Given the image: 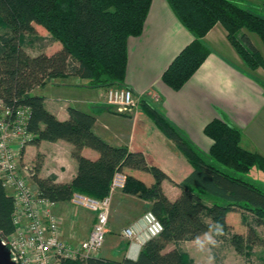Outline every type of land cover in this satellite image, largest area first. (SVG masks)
<instances>
[{"label":"trees","instance_id":"obj_1","mask_svg":"<svg viewBox=\"0 0 264 264\" xmlns=\"http://www.w3.org/2000/svg\"><path fill=\"white\" fill-rule=\"evenodd\" d=\"M167 1L194 37L163 75L173 90H180L213 52L205 37L217 24L225 28L249 70L264 68V56L247 34L257 35L264 45V15L233 0ZM151 4L152 0H0V100L13 112L29 108L28 131L33 142L66 141L74 146L73 157L78 162V173L69 184L57 183L53 176L39 177L37 167L30 169V179L40 197L61 203L70 202L76 193L104 199L115 174L125 168L154 176L151 187L126 176L123 191L151 202L150 211L162 223V234L144 246L137 260L90 258L83 264H194L180 245L197 240L217 224L223 228L217 239L250 259L256 247L264 249V234L258 230H264V184L251 176L255 168L264 171V158L241 147V129L223 119L212 121L205 134L214 144L209 153H203L158 110L147 107L163 134L194 166L192 174L178 184L179 198L171 201L162 189L167 174L149 167L143 153L112 147L98 137L94 115L71 108L70 118L60 121L47 110L45 99L33 94L54 79L69 77L88 81L92 88L124 87L127 42L143 33ZM38 28L51 35L50 42H60L62 49L52 55L29 53L26 38L38 36ZM85 147L97 151L99 159L84 157ZM235 209L250 214L242 215L246 235L234 233L227 223ZM14 211V198L0 178L2 238L16 230ZM171 243L176 247L167 251Z\"/></svg>","mask_w":264,"mask_h":264},{"label":"crops","instance_id":"obj_2","mask_svg":"<svg viewBox=\"0 0 264 264\" xmlns=\"http://www.w3.org/2000/svg\"><path fill=\"white\" fill-rule=\"evenodd\" d=\"M233 1L264 15V0ZM38 30L51 38L43 29ZM247 34L264 56L262 40L255 34ZM193 41V35L179 21L168 1L152 0L143 33L130 37L127 42L124 87L131 89L140 101L133 115L118 114L106 104L107 89L92 88L88 81L79 78L54 79L45 87L36 88L33 94L43 97L47 110L60 121L70 118L71 108L94 115L97 119L94 132L98 137L112 147L143 153L149 167H158L167 174L169 179L162 182V189L169 200L175 201L181 194L178 184L192 174L194 166L163 134L147 107L158 110L203 153H209L214 144L205 134L206 126L216 119H223L243 132L242 148L264 158V68L249 70L230 43L225 28L217 24L205 37L213 52L180 90H173L163 81V75ZM49 45H53L50 51L40 53L52 55L62 49L60 42L52 40L46 47ZM73 150L74 146L63 140L39 144L31 141L21 149V160L28 166L37 167L39 177L53 176L57 183L69 184L78 173ZM82 155L93 161L100 157L97 151L88 147L83 148ZM122 173L148 187L156 182L151 173L142 170L125 168ZM251 176L264 184V171L255 168ZM134 203L140 206L137 212L131 207ZM149 204L151 206V202L117 191L113 196L106 241L95 258L112 261L128 258V243L121 250L123 232L146 213L143 207ZM55 212L60 217L65 242L76 244L88 238L95 223L92 212L75 208L71 201L56 203ZM195 241L184 242L180 247L189 254V244ZM175 247L171 243L166 250Z\"/></svg>","mask_w":264,"mask_h":264},{"label":"built area","instance_id":"obj_3","mask_svg":"<svg viewBox=\"0 0 264 264\" xmlns=\"http://www.w3.org/2000/svg\"><path fill=\"white\" fill-rule=\"evenodd\" d=\"M106 104L118 114L131 116L139 105L136 94L127 87L107 89ZM30 110L20 107L15 112L0 100V178L4 188L14 198L13 222L15 232L0 237L1 245L15 264H83L95 258L102 250L110 224L113 196L124 190L126 175L117 172L110 192L104 199H95L76 193L71 203L95 215V223L87 239L76 244L65 242L61 234L60 217L56 203L40 197L19 168V150L33 140L28 131ZM29 169V174H30ZM164 228L152 211H147L131 227L124 230L129 240L127 257L136 259L144 246L158 238Z\"/></svg>","mask_w":264,"mask_h":264},{"label":"rangeland","instance_id":"obj_4","mask_svg":"<svg viewBox=\"0 0 264 264\" xmlns=\"http://www.w3.org/2000/svg\"><path fill=\"white\" fill-rule=\"evenodd\" d=\"M49 40H50L49 36H43L42 32L39 31L38 36L36 37L28 36L26 38V41H27L26 48L31 54H38L42 51H50V49L53 48V45H49L48 47H46V45L49 43ZM21 159L22 158H21V149H20L19 150V162H18L20 172L22 175L30 178L29 169L35 168V166L33 165L28 166ZM255 179L259 181V179L257 178ZM29 180H30V184L33 185L32 184L33 182L31 181V179ZM131 207H133V210L135 212H137L138 207L140 208L138 203H134L133 206ZM149 207H150V204L145 205L143 207V212H147V210L150 211ZM243 214H245L246 216H250L249 213H246L240 209L233 210L227 216V223L231 226L234 233L246 235L247 228L242 223ZM111 215H112V212H111ZM258 230L261 234H264L263 228H259ZM210 233L212 234L215 240L214 244H210V243H207V241H205V245L203 248H201L196 243L189 244V247H188L189 256L193 260L194 264H264V249L262 247H256L254 249L253 256L250 259H246L245 257L239 255L233 247L217 239L218 234L215 232V226L213 230L210 231ZM115 241L116 243H118L117 239ZM127 243L129 246V240L123 234V240H122V246H121L122 251L125 248V246H127ZM121 256L122 254L119 255V257Z\"/></svg>","mask_w":264,"mask_h":264},{"label":"clouds","instance_id":"obj_5","mask_svg":"<svg viewBox=\"0 0 264 264\" xmlns=\"http://www.w3.org/2000/svg\"><path fill=\"white\" fill-rule=\"evenodd\" d=\"M222 231H223L222 226L217 224L215 226V232L217 234H219ZM205 241H207V243H210V244H214L215 243V240H214V238H213V236H212V234L210 232L209 233H205L203 238H197L195 243L198 244L201 248H203L204 245H205Z\"/></svg>","mask_w":264,"mask_h":264},{"label":"water","instance_id":"obj_6","mask_svg":"<svg viewBox=\"0 0 264 264\" xmlns=\"http://www.w3.org/2000/svg\"><path fill=\"white\" fill-rule=\"evenodd\" d=\"M0 264H15L11 261L8 251L0 243Z\"/></svg>","mask_w":264,"mask_h":264}]
</instances>
